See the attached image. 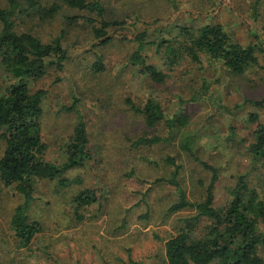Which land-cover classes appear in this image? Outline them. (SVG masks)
<instances>
[{"label":"rangeland","instance_id":"374dc122","mask_svg":"<svg viewBox=\"0 0 264 264\" xmlns=\"http://www.w3.org/2000/svg\"><path fill=\"white\" fill-rule=\"evenodd\" d=\"M100 1L107 8L108 18L128 22L116 30V41L106 47L95 46L86 21L69 24L59 15L46 22H19V30H30L44 41L64 31L63 45L70 54L63 72L49 66L44 78L25 79L31 92L46 91L42 126L49 145L48 158L56 164L65 161L62 149L77 123V111L85 117L93 158L84 167L66 173L73 182L70 186L62 188L49 180L37 183L29 215L39 220L44 230L34 238L31 249L18 242L10 224L22 197L14 186L0 181V264H167L165 243L178 232L181 218L192 212L168 213L178 191L168 182L172 167L166 157L178 158L179 180L192 201L204 198L212 174L183 153L178 141L133 148V142L144 133L165 136L167 131L163 123L148 129L143 115L126 104L128 97L143 105L154 96L167 117L186 100L183 106L191 118L189 130L200 135L197 155L219 169L217 205L232 199L230 188L240 175H245L250 189L264 198V168L248 151L257 124L252 115L264 123V105L250 102L264 99V37L254 42L257 62L243 74L206 54L201 64L185 59L171 68L156 46H147L150 62L167 72L163 83H153L137 68L128 66V57L136 48L130 39L146 31L148 39L156 41L162 35L176 37L179 26L208 24L212 22L207 12L209 1ZM6 4L0 0V6ZM222 9V5L217 8ZM65 13L84 14L71 9ZM221 20L243 45L254 41L257 30L243 27L240 14L231 12ZM98 55L104 57L103 73L93 70ZM15 81L0 65V90ZM74 103L76 110L71 112L67 107ZM88 188L97 191L99 201L81 209L86 219L80 222L72 198ZM260 254L264 257V248Z\"/></svg>","mask_w":264,"mask_h":264},{"label":"trees","instance_id":"16d2710c","mask_svg":"<svg viewBox=\"0 0 264 264\" xmlns=\"http://www.w3.org/2000/svg\"><path fill=\"white\" fill-rule=\"evenodd\" d=\"M6 1V6H0V65L5 74L16 81L0 90V181L5 186H14L22 197L10 224L18 242L31 249L34 238L44 230L43 224L29 215L37 183L49 180L56 181L62 188L70 186L73 182L65 177L66 173L84 167L93 155L85 117L77 111V123L62 149L65 161L56 164L48 158L49 145L44 140L42 126L46 91L31 92L25 79L44 78L49 66L63 72L70 54L63 45L64 31L52 40L44 41L30 30H19V22L26 19L46 22L59 15H63L69 24L86 21L95 46L104 47L116 41V30L128 22L108 18L107 8L100 0ZM66 9L84 14L67 15ZM179 29L176 37L162 35L156 41L149 40L146 31L137 33L130 39L136 48L128 57V66L137 68L153 83H163L167 72L151 63L145 52L147 46L153 45L171 68L185 59L201 64L204 54L209 59L223 62L237 74H243L257 62L255 46H244L233 40L221 24L183 25ZM93 70L94 73L106 71L103 56L98 55ZM185 102L181 100L179 110L172 117H167L161 102L154 96L148 97L143 105L131 97L126 99L130 109L143 115L148 129L163 123L167 131L165 136L144 133L133 142V148L178 141L183 153L201 162L212 174L204 198L192 201L179 180L181 166L178 158L174 155L166 157L167 164L172 167L168 182L178 191L168 213L192 212L181 218L178 232L165 243L167 264H264V257L260 254V248H264V198L250 189L245 175H240L230 188L232 199L224 205H217L215 188L219 169L198 157L200 135L189 130L191 118L183 106ZM250 102L264 105V99ZM75 106L74 103L67 109L74 112ZM252 118L257 124L248 151L261 161L264 168V123L258 121V115L253 114ZM98 201L99 196L94 189H84L75 194L72 202L76 207L77 220L86 219L81 209Z\"/></svg>","mask_w":264,"mask_h":264},{"label":"crops","instance_id":"0c3cea01","mask_svg":"<svg viewBox=\"0 0 264 264\" xmlns=\"http://www.w3.org/2000/svg\"><path fill=\"white\" fill-rule=\"evenodd\" d=\"M201 2V0H199ZM209 5H208V13L211 18L210 23L208 24H221L224 27V30L229 33V30L227 29V22H222L221 18L227 17L230 15L232 12L236 14H240L242 17V26H250L251 30H257V33H253L254 41L251 42L248 45L244 46H249V45H257V43H254L256 40L263 38L264 37V0H208ZM222 5L223 9L222 10H217V8ZM214 6V7H213ZM197 9V8H196ZM202 9V8H201ZM200 9V10H201ZM216 10V12H215ZM194 12L193 15H195ZM216 16V17H214ZM220 17V18H219ZM214 18V19H213ZM226 21H229V19H226ZM236 23V22H235ZM207 25V24H205ZM204 26V25H203ZM236 28V27H235ZM263 36H262V35ZM233 40L237 41L234 39L232 35H230ZM239 42V41H237ZM262 42V41H261ZM260 41L258 42V45L261 46L262 43ZM241 43V42H239ZM242 44V43H241ZM243 45V44H242ZM256 49V47H255ZM256 52V50H255Z\"/></svg>","mask_w":264,"mask_h":264}]
</instances>
